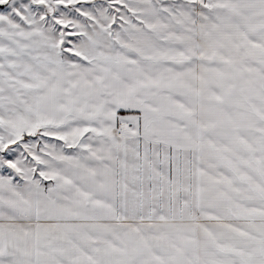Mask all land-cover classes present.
Listing matches in <instances>:
<instances>
[{"label":"snow or ice","instance_id":"6c2138e0","mask_svg":"<svg viewBox=\"0 0 264 264\" xmlns=\"http://www.w3.org/2000/svg\"><path fill=\"white\" fill-rule=\"evenodd\" d=\"M0 264H264V0H0Z\"/></svg>","mask_w":264,"mask_h":264}]
</instances>
